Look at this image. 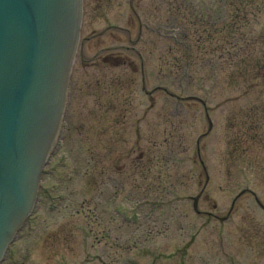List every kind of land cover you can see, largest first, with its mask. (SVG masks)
<instances>
[{
	"label": "rangeland",
	"instance_id": "374dc122",
	"mask_svg": "<svg viewBox=\"0 0 264 264\" xmlns=\"http://www.w3.org/2000/svg\"><path fill=\"white\" fill-rule=\"evenodd\" d=\"M84 4L62 138L4 264H264V0L219 1L218 23L217 0Z\"/></svg>",
	"mask_w": 264,
	"mask_h": 264
},
{
	"label": "water",
	"instance_id": "95a60500",
	"mask_svg": "<svg viewBox=\"0 0 264 264\" xmlns=\"http://www.w3.org/2000/svg\"><path fill=\"white\" fill-rule=\"evenodd\" d=\"M79 14V0H0V262L56 139Z\"/></svg>",
	"mask_w": 264,
	"mask_h": 264
}]
</instances>
